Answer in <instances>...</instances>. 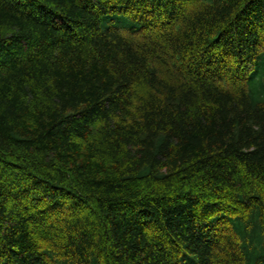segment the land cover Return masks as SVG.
Segmentation results:
<instances>
[{
  "label": "trees",
  "instance_id": "trees-1",
  "mask_svg": "<svg viewBox=\"0 0 264 264\" xmlns=\"http://www.w3.org/2000/svg\"><path fill=\"white\" fill-rule=\"evenodd\" d=\"M0 264H264V0H0Z\"/></svg>",
  "mask_w": 264,
  "mask_h": 264
}]
</instances>
